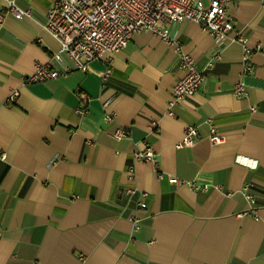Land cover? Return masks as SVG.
<instances>
[{
    "label": "crops",
    "instance_id": "0c3cea01",
    "mask_svg": "<svg viewBox=\"0 0 264 264\" xmlns=\"http://www.w3.org/2000/svg\"><path fill=\"white\" fill-rule=\"evenodd\" d=\"M53 1L16 0L31 16L0 21V264H264V52L257 49L264 0H229L233 30L222 43L194 22L172 23V44L134 33L122 50L92 61L90 72L25 83L36 63L58 52L44 28ZM6 6L0 0L1 13ZM175 44L198 70L210 55L217 59L197 92L169 106L182 75ZM238 82L247 96L232 93ZM80 93L89 97L84 116L75 112ZM208 119L224 141L209 142ZM188 125L201 137L178 147ZM119 127L128 138L112 137ZM147 145L156 161H134ZM170 178L210 186L195 190Z\"/></svg>",
    "mask_w": 264,
    "mask_h": 264
},
{
    "label": "built area",
    "instance_id": "2783aa9c",
    "mask_svg": "<svg viewBox=\"0 0 264 264\" xmlns=\"http://www.w3.org/2000/svg\"><path fill=\"white\" fill-rule=\"evenodd\" d=\"M229 0H55L47 8L45 30L57 40L59 44L48 63H36L33 71L24 78L25 83L45 82L56 79L68 72L78 70L90 72V63L98 60L103 54H114L122 50L134 33L151 32L170 44L173 41L169 38L168 26L172 23L190 21L197 24L204 32L208 33L215 43H222L229 37L233 30V17L230 14ZM4 14H10L16 19L30 17L29 9H22L16 0H7L4 12H0V21ZM242 42L244 52H250ZM258 50L264 52V46H258ZM178 53V68L182 75L173 84L169 106L180 103L185 98L197 92L205 82V72L211 70L217 55H210L203 70H198L195 59L182 51L179 44L174 45ZM63 57L68 60L61 69H55L52 61H60ZM107 63L109 58L106 59ZM246 65L245 71H251ZM111 69L109 66L101 73L104 83ZM232 93L237 97L247 96V89L244 82H238L232 88ZM18 92L14 91L7 98V103L15 102ZM111 99L103 102L105 110L104 120L114 119L115 113L108 109ZM89 97L85 93L79 94V104L75 112L81 116L88 114ZM253 110V108H252ZM209 123L208 140L211 144H218L225 139V134L220 133ZM184 135L178 147H193L198 143L200 134L195 125H188L184 129ZM115 140L128 138L129 132L125 128H117L112 134ZM6 155L0 150V161H4ZM134 161L155 160V153L150 145L143 150L133 152ZM53 160L50 161V164ZM157 165V163H155ZM129 180L134 177V167L129 165L126 169ZM169 181L175 184H186L195 190L206 191L208 183L197 184L195 181H182L177 178H170ZM126 193H133L134 188H125ZM144 196L145 193H142ZM245 198L249 204L248 213L255 217L256 207L253 195L246 193ZM138 207H146L145 202H138ZM133 228H138V221L132 216Z\"/></svg>",
    "mask_w": 264,
    "mask_h": 264
},
{
    "label": "trees",
    "instance_id": "16d2710c",
    "mask_svg": "<svg viewBox=\"0 0 264 264\" xmlns=\"http://www.w3.org/2000/svg\"><path fill=\"white\" fill-rule=\"evenodd\" d=\"M256 207V206H255Z\"/></svg>",
    "mask_w": 264,
    "mask_h": 264
}]
</instances>
